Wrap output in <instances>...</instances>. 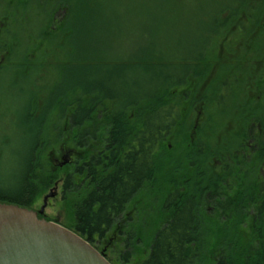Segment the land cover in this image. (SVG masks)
<instances>
[{"label":"trees","instance_id":"16d2710c","mask_svg":"<svg viewBox=\"0 0 264 264\" xmlns=\"http://www.w3.org/2000/svg\"><path fill=\"white\" fill-rule=\"evenodd\" d=\"M46 1L0 0V11L4 15L14 13L17 15L16 18H19V13H21V17L28 15L31 17L33 14L44 18L45 13L41 10L47 7ZM56 2L57 0H51L48 6L55 7ZM60 2L73 11L78 9L89 11L96 9L91 6H95L98 1L60 0ZM242 2L243 5L241 3H237L236 6L225 5L221 9L255 8L254 0H243ZM262 9L264 10V5ZM102 22L103 20L95 18L94 13L86 15L84 23L87 26L94 25L95 28L91 31L87 29L85 32L83 48L79 49L76 45L79 40L78 33L73 34L76 40L74 45H71V41L74 39L66 38L69 44L61 46V49L66 51L69 67L63 70L65 72L64 79L61 85L55 89L52 102L54 108L67 104L65 106L72 109L73 113L71 112L70 117L75 126L73 128L75 137L72 142L73 146L76 148L88 147L87 153L90 156L96 154L95 143L98 137L103 139L102 141L107 139L106 143L111 144V147H117L116 169L99 182L97 190L71 191L68 194L69 198L65 197L60 201V204L63 201L70 203L73 208L72 225L67 227L76 230L90 243L101 249L97 245L100 241L95 238V235H103L111 223L127 210L126 206L130 201V196L138 194L147 180L151 185L158 182L159 171L163 172L162 166L167 172L171 170L173 172L172 167L176 163H183L187 169L192 168V175L199 190L186 193L177 190L170 196V191L167 192L163 201V209L159 211V221H162L165 216L167 218L163 223L165 225L160 228L156 226L157 229L151 234L148 241V253L141 264H192L199 259L202 251L205 254L201 256V260L206 261L210 260L212 250L229 249V244L231 249H240V240L230 242V240L227 241V238L215 239L208 245L207 239L203 237L204 234L207 235L210 232L212 226H217L219 233L227 232H223L225 227L221 221L215 222L211 218L226 217L230 219L229 232L238 233L239 230L235 227L233 218L237 217L240 211V215H242L245 208H251L250 201L236 194L239 192H235L234 189H229L231 192H227V189L224 188L225 173L221 172V168L211 166L212 156L213 163L216 157H221L222 162L225 161L223 160L224 156L222 157V141L225 131L223 124L227 117V111L219 109L214 112V120L217 122L212 127V135L209 139V149L211 145H214L212 153L209 149H207L208 152L201 150L202 154L194 162L190 161L192 156L188 153L180 162H175L174 158H170V161L163 165V161L157 158V154L161 153L164 141L169 139V134L173 130L172 124L176 119L175 115L179 114L174 110L175 106H180L179 98L174 93L175 77L173 74H167L164 77L163 85L151 87L149 91L144 90L142 94L131 90L126 94H121L119 88L128 79L125 75L128 65L141 68L144 77H146L145 73L149 71V65H152L153 69H160V64L148 62L144 58H139L138 62H125L120 57L110 59V55H107L108 52H105L110 50L107 45L92 43L93 38L96 39V42L106 40L103 36L108 33H105L104 28H99ZM261 50L260 58H264V49ZM247 60L244 59V61ZM106 64H111L113 67L104 68ZM168 65L162 64L161 68H174V65ZM255 65L256 62L250 60L249 68L243 71L254 73L257 71ZM63 67L65 66L63 65ZM105 74L112 77L109 80L101 77ZM66 87L70 89L66 90ZM132 112L133 117H131ZM100 113L101 116L98 117ZM40 115L42 122L35 126L36 131L39 127L40 129L32 142L30 158L23 166L22 176L15 186L9 187L5 182H2L0 202L33 208L37 200L52 186L53 181L62 174L61 169L55 170L50 166L47 153L50 147L57 146L58 141L62 140L63 128L62 126L53 128L51 121L46 120L43 113ZM53 116L54 114H52ZM35 127H30L31 131ZM236 135L238 137L236 140L239 142V136L237 133ZM145 140L147 149H145ZM136 142L140 144L139 148L135 147ZM124 149L130 151L127 152L125 158H121L119 156H122ZM174 151L176 150L169 152L173 153ZM95 157H92V163L86 166L92 171V174H95V165L93 164ZM79 164L71 166L70 172L75 171L79 175L81 171ZM210 168H212V172H209ZM172 180L171 185L177 181H174L173 178ZM190 184L192 185L193 181H190ZM256 194L259 198L260 194L258 192ZM254 199L256 198H253V202ZM157 200L155 201L158 202ZM207 202L213 205L210 212L206 211L208 207L205 208ZM253 202L252 204H254ZM150 203L153 204L151 198L149 205ZM259 211L261 213L255 228L253 225V232L260 236L258 242L252 243L250 248L251 250L255 249L256 258L260 261L256 263L250 261L251 264H264V185L261 189ZM131 232L133 239L120 240L117 244L121 250L120 256L125 263L130 262L136 245L140 243L135 240L137 233ZM245 232H248L247 228ZM246 254H233L232 252L228 264H245L243 259ZM250 256H252L251 253ZM226 258L221 255L216 264H225L224 259Z\"/></svg>","mask_w":264,"mask_h":264},{"label":"flooded vegetation","instance_id":"af4514ba","mask_svg":"<svg viewBox=\"0 0 264 264\" xmlns=\"http://www.w3.org/2000/svg\"><path fill=\"white\" fill-rule=\"evenodd\" d=\"M242 1L239 0L238 4L243 5ZM50 2L51 0H47V7L41 10L45 13L44 18L33 14L31 15L33 18L29 15L21 17V13H19V18H16L17 15L14 13L4 15L0 11V119L4 121L3 109L7 104L3 83L4 73L6 69L13 68L15 80H20L17 77L23 75L20 76V73L24 69L25 77L30 75L33 77V74L37 76L34 79L36 85L26 86L28 87L27 92L33 93L32 96L36 97L31 107L32 114L43 113L44 118L51 121L53 128L55 126L63 128L62 140L58 141L57 146L50 147L47 153L50 166L62 171L61 176L55 179L49 188V190L56 188L57 194L49 199L47 208L55 207L65 197L69 198L68 194L71 191L97 190L99 182L115 171L117 154L116 146L111 147V144L106 143L107 139L102 141L103 139L99 137L95 143L97 150L94 155L90 156L87 153L88 147L73 146L75 126L70 117L72 109L65 106L67 104L55 108L53 106V93L61 85L65 76L64 71H61L60 76H53L54 71L60 70L59 65L63 63L59 62L60 54L63 53L61 46L69 44L66 38L74 39L71 41V45H74L76 40L73 34L78 33L79 40L76 45L79 49L83 48L85 32L87 29L88 31L93 29L91 25L87 26L84 23L85 17L88 14L92 15L95 11L85 9L73 11L60 0H57L55 7H49ZM263 5L264 0H254L255 8H228L213 11L214 14L207 16V24L200 25L204 28L203 34L197 37L192 44H185V51L179 54V60L174 58L168 63L175 65L174 93L179 98L180 106L174 107L179 114L175 115L171 134L167 133L169 139L164 141L161 153L157 154V158L163 161L164 165L165 162L170 161V158H174L175 162H180L188 153L191 154L190 161L193 162L202 154L201 150L205 152L210 150L212 153L214 145H211L209 149V139L212 135V127L217 122L214 120V112L219 109L227 111L233 108L235 118L225 120L223 124L225 131L222 141V157L224 156L225 161L222 162L221 157H216L213 163L212 156L211 166L221 168V172L225 173L224 188L227 192H231L229 189H234L235 192H239L236 194L250 201L251 208L244 209L241 220L245 224L244 229L248 230L245 237L254 241L259 240L260 236L253 232V225L255 228L261 213L259 207L261 189L264 185V58H260L261 49H264ZM24 31H31L32 34L26 35ZM245 58L248 60L244 61ZM122 60L127 61L128 59L122 58ZM250 60L256 62L257 71L254 73L243 71L249 68ZM228 66L231 68L228 69ZM62 69L65 68L62 66ZM49 72L53 76L50 84L46 87L39 84L44 81ZM44 92H47L49 104L42 102ZM52 114H54L53 117ZM100 116L101 113L98 117ZM131 117H133V112ZM236 133L239 136V142L236 140L238 138ZM144 144L147 149L146 140ZM139 145L138 142L135 143L136 148H139ZM174 149L176 151L173 153L169 152ZM129 151V149H124L122 156L119 157L125 158ZM92 157H95L93 161L95 174H92V171L86 167L87 164L92 163ZM77 163H80L79 168H81L79 175L69 170ZM236 168L237 171H235ZM172 169L173 172H167L162 166L163 172L159 171L158 174L160 177L162 173L164 175L170 173V177L174 181L177 180L171 185L169 196L177 190L184 193L199 190L192 175V168L187 169L183 163H176ZM190 181H193L192 185ZM149 184L147 180L138 194L130 196V201L126 206L127 210L111 223L103 235H95L98 241L133 239L132 230L124 228L129 225L125 218L126 215H130V209L132 212H139L144 211L143 207H148L149 199H146L144 195L149 193ZM257 192L260 194L259 198ZM140 195H142V201L139 199ZM44 196L42 199L39 198L42 204ZM253 198H256L254 202ZM141 202L144 206H141ZM212 209L213 205L210 203L208 210ZM41 217L51 219L46 212ZM211 219L215 222L227 220L226 217ZM73 231L76 230L73 229ZM225 238H228L227 233H216V239ZM100 250L107 255L105 247ZM213 252L214 250L211 251V255ZM229 252L228 249L221 250L223 257H227L224 259L225 264L229 262ZM242 252L243 255L247 253L243 259L245 264H251L250 261L254 263L260 261L256 258L255 249L241 250L240 253Z\"/></svg>","mask_w":264,"mask_h":264},{"label":"rangeland","instance_id":"374dc122","mask_svg":"<svg viewBox=\"0 0 264 264\" xmlns=\"http://www.w3.org/2000/svg\"><path fill=\"white\" fill-rule=\"evenodd\" d=\"M94 9V16L96 19L103 20L99 28H104L105 33L103 40L92 43L98 45H107L110 59L126 58L125 62H138L139 58L147 59L154 64H160V69H153L148 66V70L144 77L141 68H134L128 65L126 68L127 81L120 85L119 91L121 94H126L130 90L142 94L144 90L149 91V88L156 87V85L164 84V77L167 74L172 75L174 68H161L162 64L168 65L173 59L179 60V54L185 51L184 47L190 45L193 41L201 36L204 28L200 25L207 24L206 19L209 14H214L215 11L221 9L225 5L236 6L239 0H97ZM86 7V4H85ZM214 11V12H213ZM177 14V16H176ZM180 14L182 15L180 17ZM175 15V16H171ZM216 17V16H215ZM93 28L94 25H91ZM102 30V29H101ZM100 30V31H101ZM25 34H32L31 31H24ZM65 55V56H64ZM59 62H63L60 70H55L54 75L60 76L65 69L69 67L67 63L66 51L60 54ZM109 60V59H108ZM132 64V63H131ZM173 65V64H171ZM169 66V65H168ZM175 66V65H174ZM232 66V65H231ZM231 66L227 68L230 69ZM113 65L106 64L104 68H112ZM14 69H6L3 77L5 97L7 104L4 111V121L0 119V185L5 182L7 186H15L22 176V170L25 162L30 158L31 145L34 137L37 136L36 127L41 124V115L32 114L31 107H33V100L36 97L27 92L29 85H36L34 79L37 77L33 74L28 77L24 76V69L21 70L20 80H15L13 73ZM167 72V73H166ZM52 73H48L44 81L39 83L45 87L48 86L53 78ZM104 79H110L112 76L107 74L102 75ZM50 80H49V79ZM33 82V83H32ZM28 86V87H26ZM39 87H41L39 85ZM70 88L66 87V90ZM42 102L49 104L47 92H44ZM224 109H221V111ZM226 111V110H225ZM235 111L233 108L227 110L226 120L235 118ZM30 127H35L31 131ZM231 130V129H229ZM172 171V170H171ZM212 172V170H209ZM170 173L160 176L158 182L153 183L149 187V193H145L146 199L153 200L148 207H143L144 211L132 212L126 215L125 220H128L129 225L125 229H129L137 233L135 235L137 241L133 257L130 262H123L120 256V249L117 244L119 241L104 240L98 246L106 248L108 257L114 264H141L147 256L151 234L157 228L162 227L166 216L162 221H159L160 209H163V201L167 192L171 187L172 177ZM161 178V179H160ZM45 192L42 196L48 193ZM151 195V196H150ZM39 199L38 203L34 205L39 209L42 205V200ZM142 201V195L139 196ZM158 199V200H157ZM65 200V199H64ZM157 200L158 202H156ZM155 201V202H154ZM135 203V201H134ZM141 206L144 204L141 202ZM140 207V206H139ZM209 204L207 202V209ZM205 209V210H206ZM72 205L63 201L61 204L58 202L53 208H47V215L56 221L68 226L72 225ZM207 212L211 210H206ZM241 213V211H240ZM240 213L234 217L235 227L238 228V233L229 232V221H221L224 231H227V241L240 240V249H231L229 244V255L231 253H240L241 250H251L252 243H256L253 239L245 237V224L241 220ZM218 222V221H216ZM151 223V224H150ZM214 225H216L214 223ZM157 226V228H156ZM152 230V232H151ZM217 226H212L210 232L204 234V239H207V244L210 245L216 239ZM113 236V235H111ZM258 242V240H257ZM232 244V243H231ZM221 251L214 250L210 260H201V256L205 254L204 251L200 254L199 259L192 264H216L220 260ZM243 253V252H242ZM228 255V254H227ZM204 258V257H203Z\"/></svg>","mask_w":264,"mask_h":264},{"label":"water","instance_id":"95a60500","mask_svg":"<svg viewBox=\"0 0 264 264\" xmlns=\"http://www.w3.org/2000/svg\"><path fill=\"white\" fill-rule=\"evenodd\" d=\"M56 194L51 189L37 210L0 202V264H112L77 232L39 217Z\"/></svg>","mask_w":264,"mask_h":264}]
</instances>
